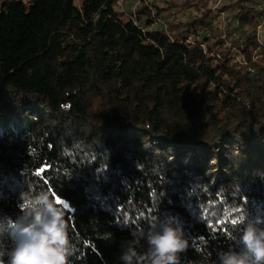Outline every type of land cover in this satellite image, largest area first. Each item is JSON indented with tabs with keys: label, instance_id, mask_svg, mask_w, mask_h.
<instances>
[{
	"label": "trees",
	"instance_id": "16d2710c",
	"mask_svg": "<svg viewBox=\"0 0 264 264\" xmlns=\"http://www.w3.org/2000/svg\"><path fill=\"white\" fill-rule=\"evenodd\" d=\"M116 1L0 0V214L29 185L63 201L72 264H120L170 215L181 264H211L240 211L264 215V0L224 6L230 31L203 45L187 37L209 9L156 28L160 7Z\"/></svg>",
	"mask_w": 264,
	"mask_h": 264
},
{
	"label": "clouds",
	"instance_id": "9594fccd",
	"mask_svg": "<svg viewBox=\"0 0 264 264\" xmlns=\"http://www.w3.org/2000/svg\"><path fill=\"white\" fill-rule=\"evenodd\" d=\"M67 149L64 155H69ZM22 211L0 214V264H72L77 251L64 209L43 189L22 193ZM229 246L214 250L211 264H264V215L247 208L235 218ZM120 246V264H181L188 239L170 215L153 216L146 230Z\"/></svg>",
	"mask_w": 264,
	"mask_h": 264
},
{
	"label": "rangeland",
	"instance_id": "374dc122",
	"mask_svg": "<svg viewBox=\"0 0 264 264\" xmlns=\"http://www.w3.org/2000/svg\"><path fill=\"white\" fill-rule=\"evenodd\" d=\"M233 1L205 0V8H199V5H195L196 0H117L115 9L124 17H128L136 12L141 3L143 5L146 3L152 10V13L156 11L155 6H158L162 11L158 16L161 20L162 28H166L168 22H190L201 16V10L209 9L210 26L205 27V30L193 28L194 30H192L191 35L188 37H191V40H196L197 37L202 36L201 33L203 32L205 35H209V37L214 36L213 39H215L225 31H230L231 26L229 22L233 11L223 9V7ZM154 27L157 28L158 26Z\"/></svg>",
	"mask_w": 264,
	"mask_h": 264
},
{
	"label": "built area",
	"instance_id": "2783aa9c",
	"mask_svg": "<svg viewBox=\"0 0 264 264\" xmlns=\"http://www.w3.org/2000/svg\"><path fill=\"white\" fill-rule=\"evenodd\" d=\"M259 9H261V11H263V14H264V2H262L260 5H259ZM161 24V20L159 18L156 19V22H155V26L157 25H160ZM257 34L259 36L261 35H264V15L262 16L259 24L257 25ZM191 40V37H188V41ZM201 44L203 43V37L200 36V37H197V39ZM203 45V44H202Z\"/></svg>",
	"mask_w": 264,
	"mask_h": 264
},
{
	"label": "snow or ice",
	"instance_id": "6c2138e0",
	"mask_svg": "<svg viewBox=\"0 0 264 264\" xmlns=\"http://www.w3.org/2000/svg\"><path fill=\"white\" fill-rule=\"evenodd\" d=\"M58 203H63V201H58ZM233 223H235V221H233Z\"/></svg>",
	"mask_w": 264,
	"mask_h": 264
}]
</instances>
